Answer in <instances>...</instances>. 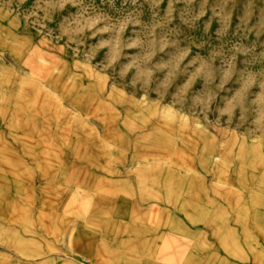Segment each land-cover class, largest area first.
I'll use <instances>...</instances> for the list:
<instances>
[{
  "label": "rangeland",
  "instance_id": "1",
  "mask_svg": "<svg viewBox=\"0 0 264 264\" xmlns=\"http://www.w3.org/2000/svg\"><path fill=\"white\" fill-rule=\"evenodd\" d=\"M160 203L264 264V0H0V264L90 261L105 217L137 264Z\"/></svg>",
  "mask_w": 264,
  "mask_h": 264
},
{
  "label": "crops",
  "instance_id": "2",
  "mask_svg": "<svg viewBox=\"0 0 264 264\" xmlns=\"http://www.w3.org/2000/svg\"><path fill=\"white\" fill-rule=\"evenodd\" d=\"M157 215L159 216L158 220L152 227H147L145 224L138 222L136 225L137 229H133L130 232L129 226L128 232L131 233L130 237L132 240H130L133 241L132 249L134 250L131 255L137 256V264H163V260L159 259V257L177 256L179 236L186 238L187 248L185 256L189 258L208 256V264H223L220 262V256L223 254L220 251L219 240L211 234V229L186 222L185 225L181 226V235H179L178 225L172 221V217L178 215L175 208L163 206L160 203ZM110 223L112 221L105 217L98 231L95 230V239L97 241L90 251V261L81 257L79 259L73 257L72 262L74 264H103L107 261V257L111 254L112 249ZM2 228L0 225L1 232ZM4 232L10 233L11 228L5 226ZM5 237H12V234H7ZM203 243L207 244V248L203 249L204 251L202 248L205 247L201 246Z\"/></svg>",
  "mask_w": 264,
  "mask_h": 264
}]
</instances>
